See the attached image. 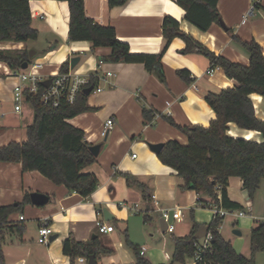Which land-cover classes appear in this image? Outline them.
I'll return each instance as SVG.
<instances>
[{
	"label": "crops",
	"instance_id": "1",
	"mask_svg": "<svg viewBox=\"0 0 264 264\" xmlns=\"http://www.w3.org/2000/svg\"><path fill=\"white\" fill-rule=\"evenodd\" d=\"M30 10L32 26L39 34L35 41L37 46L33 48L37 52L33 62L43 64L42 75H55L64 63L80 57L75 71L82 75L97 76L95 87H100L101 91L87 96L90 109L68 122L85 132L90 146H100L97 162L83 171L95 174L100 184L91 196L83 198L63 185L54 184L37 171L24 172L20 163L1 162L0 206L21 203L27 193H42L49 197L45 206L38 207L30 203L21 212L9 217V221L23 222L25 226L26 221H31L38 225V229L44 224L52 229L49 244L45 245L47 248L43 250L38 263L71 264L69 257L63 254V242L72 236L79 242L98 239L103 247L112 250L111 254L101 255L98 264H135V256L126 249L117 233V230L128 233L125 225L130 222L132 215L144 212L149 219H144V223L152 219L160 221L159 209L173 210L179 207L183 212V223L185 207L199 208L198 200L209 201L207 196L183 189V180L177 172L164 165L149 145L165 144L169 140L187 144L188 136L178 127H208L216 114L207 103L206 96L235 88L237 82L228 78L220 67H214V73L209 75L208 71L213 68L210 60L196 51L185 52L186 43L179 37L172 40L163 55L165 82H162L158 74L149 73L143 64L102 61L111 55V48H95L89 41L71 42L67 2L31 0ZM218 10L221 23H215L207 32H203L185 19V10L177 5L176 0H128L126 4L115 7L109 6V0H85L87 17L100 25L113 27L118 40L128 44L132 54L157 55L162 52L165 45L162 23L169 16L179 22L181 31L216 55L234 63L244 66L250 64L248 52L235 42L234 37L243 42L255 41L264 55V0L258 4L254 0H219ZM29 43L0 44V49L24 50L28 49ZM181 70L189 72L190 82L179 76ZM11 71L7 64L0 62V147L12 142H25L27 129L34 122V110L29 102L23 103L20 113L15 111V81L7 77ZM108 73H112V76H108ZM250 98L257 118L264 121V97L252 94ZM144 109L154 113L153 121H145ZM110 118L115 121L114 127L103 138V125ZM228 127V135L233 138L263 142L262 135L257 131L240 129L234 123ZM122 174H130L143 183L149 196H155L159 205L152 200L150 203L145 202L140 190L128 186ZM227 192L230 200L248 211L247 216L235 215L246 220L242 222L245 226L251 225L252 230L259 222H264V180L252 199L238 177L230 178ZM211 205L203 208L211 209ZM105 209L113 216L112 220H106ZM194 211L191 210L193 216ZM98 220L113 226L114 231L100 233L96 228ZM194 223L203 226L209 224ZM193 224L188 225L181 236L174 235L176 228L173 233L167 232L172 236V254L164 251L163 260L159 263L147 257L146 247L144 257L153 264H181L172 262L174 238L189 236ZM219 231L238 253L247 258L251 256L250 233L247 239H241L242 231L234 230L232 235L226 234L222 224ZM25 242L24 235L22 238L6 240L3 252L7 264H15L20 260L25 262L24 258L16 257V251L25 248ZM30 255L28 251L26 257ZM262 261L264 252L255 257L256 264H264ZM186 264L195 262L188 259Z\"/></svg>",
	"mask_w": 264,
	"mask_h": 264
},
{
	"label": "trees",
	"instance_id": "2",
	"mask_svg": "<svg viewBox=\"0 0 264 264\" xmlns=\"http://www.w3.org/2000/svg\"><path fill=\"white\" fill-rule=\"evenodd\" d=\"M31 0H0V44H27L38 38V30L32 26L30 10ZM67 2L70 11L69 40L71 42L89 41L95 48H111L110 56L102 61L112 63H140L149 73L158 74L165 82L162 58L174 38H182L186 43L185 52L196 51L206 56L213 67H220L226 76L237 82L235 88H227L219 94L210 93L206 101L214 110L216 118L208 127L191 125L178 127L188 136V143L183 145L176 140L166 142L158 154L159 159L177 172L183 180V189H191L198 195L207 196L209 201L198 200V204L208 207L218 205L230 211L243 210V206L228 197L227 188L232 177L243 182V189L252 199L264 180V121L257 118L250 96L258 94L264 97V55L262 48L255 41L243 42L234 37L249 54L250 64L244 66L227 58L216 55L195 41L190 35L180 30L177 20L166 16L162 23L165 45L157 55L132 54L129 45L118 40L115 29L103 26L87 17L85 0H57ZM128 0H109V6H122ZM177 5L185 10V19L203 32H207L215 23H221L218 10L219 0H176ZM30 50L0 49V62L12 70H20L25 63L29 65ZM70 62L61 66L60 72H67ZM179 76L190 82L186 70L178 72ZM97 77L92 78L91 87L96 86ZM27 102L34 110V122L27 129V140L23 143L12 142L0 147V163H20L24 172L37 171L56 185H63L83 198L91 196L99 187V180L93 173H84V169L98 160L90 151L83 130L71 125L68 120L88 111L87 96L80 95L73 104L62 103L59 107L45 105L41 94L27 95ZM145 121L151 122L154 113L143 110ZM175 125L173 121H170ZM230 123L238 128L257 131L263 142L233 138L228 135ZM128 186L140 190L145 202L151 197L147 187L130 174H122ZM221 187L220 193L216 188ZM27 193L23 202L10 206H0V264H7L3 245L8 236L22 238L26 226L23 222L9 221L10 215L21 212L30 204ZM225 217L214 216L212 221L203 226L193 224L189 236L174 238L172 262L186 264L198 251L201 239L196 233L206 227L212 240L201 260L195 264H256L255 257L264 252V222L252 228L250 232L251 256L238 253L230 241L220 234V226ZM148 221V217H145ZM125 244L135 256V264H153L140 254V248L134 245L127 231ZM112 250L103 247L100 240L79 242L70 236L63 242V254L76 264L79 257L88 259L95 255L97 260Z\"/></svg>",
	"mask_w": 264,
	"mask_h": 264
},
{
	"label": "built area",
	"instance_id": "3",
	"mask_svg": "<svg viewBox=\"0 0 264 264\" xmlns=\"http://www.w3.org/2000/svg\"><path fill=\"white\" fill-rule=\"evenodd\" d=\"M256 4H258L261 0H254ZM69 69L67 72H59L52 76H44L41 74V70L43 69V64L38 62H33L28 65L27 69L23 70H12L8 78L13 79L15 81L13 87V102L15 105V111L20 113L22 111V105L24 102H27V95H38L41 94V100L45 105H50L53 107H59L62 103H70L73 104L76 102L77 98L80 95L84 94V91L90 88L92 83V78L97 77L96 75H82L75 71V69L71 68L69 65ZM215 71L213 67L208 71L209 75H212ZM108 76H112V73H108ZM49 85H44V82L49 81ZM101 91L100 87L93 86L92 92ZM115 124L114 119H108L101 131V136L106 138L109 132L113 129ZM135 157V155H134ZM217 193H220L221 187L216 188ZM151 200L156 204H158V200L155 196L151 197ZM211 209L214 213V216L225 217L228 214H235L239 217L247 216L249 213L245 210L240 211H230L223 208H220L218 205L212 204ZM160 217L164 219L167 223L166 232L173 233L175 230V226L170 224V221L173 220L175 222L181 223L183 221V212L182 209L176 207L175 209L165 210L159 209ZM23 220V217H21ZM96 228L100 233L107 234L114 231L113 226H109L102 221L96 222ZM52 234V229L44 224L39 229V243L43 245L49 244V236ZM212 240V235L207 233V235L201 239L200 244L198 245V251L196 252L193 260L194 262L201 260V254L206 251L210 245ZM146 253V248L142 247L140 249V254L144 256ZM79 264H88V261L84 257H79L76 260Z\"/></svg>",
	"mask_w": 264,
	"mask_h": 264
},
{
	"label": "rangeland",
	"instance_id": "4",
	"mask_svg": "<svg viewBox=\"0 0 264 264\" xmlns=\"http://www.w3.org/2000/svg\"><path fill=\"white\" fill-rule=\"evenodd\" d=\"M36 41V40H35ZM31 41L28 44V49L33 50L34 47L37 46V42ZM0 79H2L0 77ZM141 207L143 205L141 204ZM185 220L183 223H177L175 221H171V223L175 226L176 231L174 233L175 236H181L188 225H192L194 222H203L209 223L212 219V210L209 208H203L202 205L197 207H185ZM194 209V216L191 215V210ZM146 213L142 212L139 215H132L131 220L128 224L125 225V228H128L129 239L139 248L146 247L148 249L147 257L150 260H154V262H160L163 260V252L167 251L172 254L173 243L172 236L169 233H163L161 231L160 221L156 219H152L148 223H144ZM246 221L244 219H239L235 216V214L226 215L222 225L226 234H233L234 230H239L243 232V235L240 237L241 239H247L251 231V225H244L242 222ZM38 225L36 223H31V221H26V230L24 233V239L26 240L25 248H18L16 251V257L21 259L24 258L25 262L22 263V260L18 261L19 264H46L45 262H39V257L42 256L43 250L47 248V246L40 244L39 241V231ZM121 240L125 243V234L119 232ZM17 236H8L7 240L16 239ZM126 245V244H125ZM126 249L131 251L130 253L134 256L133 251L130 247L126 245ZM28 251L31 253L29 257H26ZM264 262V261H262ZM15 263V264H17ZM12 264V263H11ZM76 264H79L76 262ZM260 264V263H259Z\"/></svg>",
	"mask_w": 264,
	"mask_h": 264
},
{
	"label": "water",
	"instance_id": "5",
	"mask_svg": "<svg viewBox=\"0 0 264 264\" xmlns=\"http://www.w3.org/2000/svg\"><path fill=\"white\" fill-rule=\"evenodd\" d=\"M29 55H30V58L31 59H34L35 56L37 55V52L35 50H30ZM80 60H81L80 57H74V58H72L70 60L71 68L72 69H75V67L79 64ZM28 65H29L28 63H25L22 66V69L23 70L27 69ZM49 84H50V80L44 82V85H46V86L49 85ZM92 91H93V87H90V88H88V89H86L84 91V94L86 96H89L92 93ZM163 146H164V144H162V143L161 144H155V145H151V144L149 145L150 149L152 151H154L155 153H157V154H159L161 152ZM90 151L92 152L93 155L98 156L99 151H100V146L99 145H97V146H91L90 147ZM30 199H31V203L34 206H38V207L45 206L49 202V200H50L47 195L42 194V193H32L30 195ZM104 214H105L106 220L110 221V220L113 219V216H111L106 209L104 210ZM160 226H161V231L163 233H165L166 230H167V223L162 218L160 219ZM207 233H208L207 228L206 227H203V228H201L196 233L195 238L198 239V240H200V239L204 238L207 235ZM236 233L237 234H240L239 231H236ZM87 261H88V264H98V260H97V258H96L95 255L90 256L87 259Z\"/></svg>",
	"mask_w": 264,
	"mask_h": 264
}]
</instances>
